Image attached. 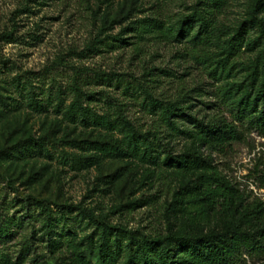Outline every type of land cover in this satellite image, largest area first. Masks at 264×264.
Listing matches in <instances>:
<instances>
[{
	"label": "rangeland",
	"instance_id": "1",
	"mask_svg": "<svg viewBox=\"0 0 264 264\" xmlns=\"http://www.w3.org/2000/svg\"><path fill=\"white\" fill-rule=\"evenodd\" d=\"M229 88L264 92V0H0V264H123L264 206V136L220 138Z\"/></svg>",
	"mask_w": 264,
	"mask_h": 264
},
{
	"label": "trees",
	"instance_id": "2",
	"mask_svg": "<svg viewBox=\"0 0 264 264\" xmlns=\"http://www.w3.org/2000/svg\"><path fill=\"white\" fill-rule=\"evenodd\" d=\"M188 28L191 29V25ZM184 33L186 34L185 29L180 32L179 36ZM230 45L233 46V42ZM234 95V89L229 88L222 94V99L227 101V106L234 113L238 124H229L227 130L220 134V138L226 143L239 140L242 129L237 125L256 130L264 136L263 90H254L253 108L236 104L233 101ZM205 128L216 131L218 125L215 123ZM155 152L156 148H153L152 153ZM165 164L169 165L166 161ZM214 180L216 186L210 190L214 196L225 199L241 198L239 189L230 184L227 179L216 174ZM45 215L49 220L50 216L47 211ZM113 229V226L104 224V235ZM143 248L142 252L133 249L125 252L123 264H243L245 255L250 258L264 257V206L262 203L256 204L251 212L245 213L237 224L224 232L201 236L181 232L147 237ZM101 249L113 264L118 262L123 251L118 246L111 251L105 250L103 246Z\"/></svg>",
	"mask_w": 264,
	"mask_h": 264
}]
</instances>
